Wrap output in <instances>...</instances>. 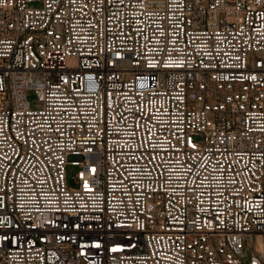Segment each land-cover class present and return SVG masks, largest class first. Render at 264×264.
Wrapping results in <instances>:
<instances>
[{
  "label": "built area",
  "instance_id": "2783aa9c",
  "mask_svg": "<svg viewBox=\"0 0 264 264\" xmlns=\"http://www.w3.org/2000/svg\"><path fill=\"white\" fill-rule=\"evenodd\" d=\"M0 264H264V0H0Z\"/></svg>",
  "mask_w": 264,
  "mask_h": 264
},
{
  "label": "rangeland",
  "instance_id": "374dc122",
  "mask_svg": "<svg viewBox=\"0 0 264 264\" xmlns=\"http://www.w3.org/2000/svg\"><path fill=\"white\" fill-rule=\"evenodd\" d=\"M28 99L31 102V105L33 108H37L38 107V102L36 100L35 94L32 92L28 93ZM73 159V158H72ZM78 171L77 167L74 166H68L67 167V182L70 186L74 185V179H75V175ZM246 249V253L248 256L252 255V245L251 243L246 244L245 246Z\"/></svg>",
  "mask_w": 264,
  "mask_h": 264
}]
</instances>
